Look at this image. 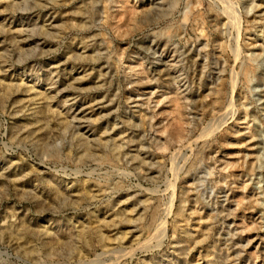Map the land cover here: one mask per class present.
<instances>
[{
    "label": "rangeland",
    "instance_id": "1",
    "mask_svg": "<svg viewBox=\"0 0 264 264\" xmlns=\"http://www.w3.org/2000/svg\"><path fill=\"white\" fill-rule=\"evenodd\" d=\"M0 264H264V0H0Z\"/></svg>",
    "mask_w": 264,
    "mask_h": 264
},
{
    "label": "bare ground",
    "instance_id": "2",
    "mask_svg": "<svg viewBox=\"0 0 264 264\" xmlns=\"http://www.w3.org/2000/svg\"><path fill=\"white\" fill-rule=\"evenodd\" d=\"M220 2V1H219ZM222 2V1H221ZM228 3V2H227ZM223 8V7H222ZM232 13V12H231ZM227 15H228V13H227ZM234 15V14H233ZM235 17V16H234ZM229 22V21H228ZM231 27V26H230ZM235 51V50H234ZM236 75V74H235ZM224 117V116H223ZM226 117V116H225ZM224 117V118H225ZM223 118V119H224ZM223 119H221L222 121H223ZM220 119L219 120H214V121H210L209 123H208V125L202 130V132H201V134H203V135H211V134H213L217 129H218V127H219V125L221 124V121Z\"/></svg>",
    "mask_w": 264,
    "mask_h": 264
}]
</instances>
